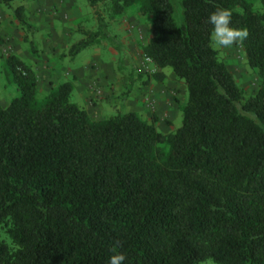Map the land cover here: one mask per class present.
I'll use <instances>...</instances> for the list:
<instances>
[{
  "label": "trees",
  "instance_id": "16d2710c",
  "mask_svg": "<svg viewBox=\"0 0 264 264\" xmlns=\"http://www.w3.org/2000/svg\"><path fill=\"white\" fill-rule=\"evenodd\" d=\"M107 1L149 15L139 50L154 80L165 67L182 80L180 124L162 133L132 110L90 118L70 81L38 97L32 66L2 57L17 95L0 104V264H108L118 252L125 264H264V80L245 94L206 23L230 9L249 32L246 65L263 70L264 0H180V23L169 0Z\"/></svg>",
  "mask_w": 264,
  "mask_h": 264
},
{
  "label": "rangeland",
  "instance_id": "374dc122",
  "mask_svg": "<svg viewBox=\"0 0 264 264\" xmlns=\"http://www.w3.org/2000/svg\"><path fill=\"white\" fill-rule=\"evenodd\" d=\"M169 1L175 21L180 23V0ZM253 2L254 9L260 10L259 0ZM19 5L21 22L14 13ZM149 19L134 6L114 13L107 0L92 7L85 0H12L8 6L0 4V104L17 95L3 71L2 57L11 52L34 69L38 97L51 84L70 81L69 100L83 106L90 118L132 110L152 122L156 130L173 131L180 124L178 107L186 99V90L169 67L163 68L161 80L151 76L153 67L139 50ZM98 29L94 43L70 57V45L86 37L85 31ZM217 52L245 94L253 93L264 80V68H249L241 47ZM74 67L81 69L82 77L71 72ZM0 240L8 241L1 230ZM198 264L217 263L207 258Z\"/></svg>",
  "mask_w": 264,
  "mask_h": 264
},
{
  "label": "clouds",
  "instance_id": "9594fccd",
  "mask_svg": "<svg viewBox=\"0 0 264 264\" xmlns=\"http://www.w3.org/2000/svg\"><path fill=\"white\" fill-rule=\"evenodd\" d=\"M232 11L224 7H215L210 12L206 23L211 25L209 33V46L221 50L231 49L233 46L242 47L249 37L247 28L232 26ZM127 257L124 253L112 254L108 264H125Z\"/></svg>",
  "mask_w": 264,
  "mask_h": 264
},
{
  "label": "crops",
  "instance_id": "0c3cea01",
  "mask_svg": "<svg viewBox=\"0 0 264 264\" xmlns=\"http://www.w3.org/2000/svg\"><path fill=\"white\" fill-rule=\"evenodd\" d=\"M71 70H72L71 72H73V74H75L77 77H78V76L82 77L81 69H79V68H77V67H74V68H72Z\"/></svg>",
  "mask_w": 264,
  "mask_h": 264
}]
</instances>
